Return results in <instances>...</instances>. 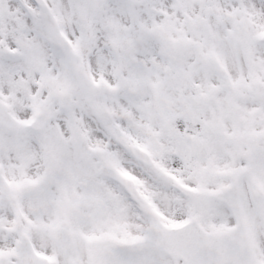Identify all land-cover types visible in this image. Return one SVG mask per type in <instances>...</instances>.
<instances>
[{"label": "snow or ice", "instance_id": "obj_1", "mask_svg": "<svg viewBox=\"0 0 264 264\" xmlns=\"http://www.w3.org/2000/svg\"><path fill=\"white\" fill-rule=\"evenodd\" d=\"M0 264H264V0H0Z\"/></svg>", "mask_w": 264, "mask_h": 264}]
</instances>
